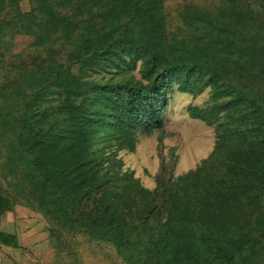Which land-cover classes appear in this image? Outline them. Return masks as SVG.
I'll return each mask as SVG.
<instances>
[{
    "label": "trees",
    "instance_id": "trees-1",
    "mask_svg": "<svg viewBox=\"0 0 264 264\" xmlns=\"http://www.w3.org/2000/svg\"><path fill=\"white\" fill-rule=\"evenodd\" d=\"M23 1L34 9L23 11ZM165 1L0 0V42L79 33L66 69L47 60L9 75L12 90L0 83V142L13 166L0 217L26 198L62 250L82 236L124 264H256L264 260V0L184 5L188 28L179 33L167 31ZM174 86L208 89L211 102L189 114L212 129L213 148L178 176L163 163L150 190L116 154L163 132ZM0 245L19 248L6 232Z\"/></svg>",
    "mask_w": 264,
    "mask_h": 264
},
{
    "label": "rangeland",
    "instance_id": "rangeland-1",
    "mask_svg": "<svg viewBox=\"0 0 264 264\" xmlns=\"http://www.w3.org/2000/svg\"><path fill=\"white\" fill-rule=\"evenodd\" d=\"M188 4L208 10L222 7L218 0H166L164 10L169 33H179L188 28L180 17L186 7L184 5ZM20 6L28 12L34 9L35 3L23 1ZM56 11L72 14V10L64 11L58 7ZM78 34L76 32L73 39L66 40L62 32L56 31L44 44L35 43L33 35L24 34L0 42V63L3 64L0 83L12 90L13 85L11 87L7 84L9 75L13 77L19 72H28L47 60L62 64L66 69V58L73 51ZM6 60L10 63L6 64ZM15 64L19 65L17 73ZM139 65L133 72L137 78ZM71 72H77L75 65L71 67ZM176 89L174 86L173 94L168 96L163 132L141 136L133 152L121 150L116 154V158L122 161V170L131 171L141 185L150 190L156 185L155 178L163 163H166L173 175L178 176L194 169L201 160L208 157L213 148L212 129L199 119L191 118L189 114L191 109H202L211 102L208 89L195 95L178 92ZM160 136L162 147L158 140ZM5 146L4 142H0V187L4 190L11 188L8 183H12L13 179L8 171L13 166L6 159ZM0 232L15 234L19 243V248L15 249L0 245V264H124L110 246L88 242L82 236L76 237L72 247L62 250L55 240L56 228L26 198L20 197L15 210L0 217ZM256 264H264V260H257Z\"/></svg>",
    "mask_w": 264,
    "mask_h": 264
}]
</instances>
